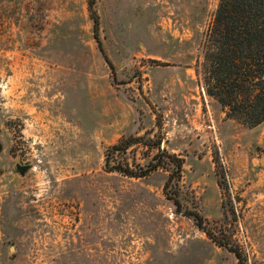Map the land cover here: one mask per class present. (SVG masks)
<instances>
[{
  "label": "rangeland",
  "instance_id": "obj_1",
  "mask_svg": "<svg viewBox=\"0 0 264 264\" xmlns=\"http://www.w3.org/2000/svg\"><path fill=\"white\" fill-rule=\"evenodd\" d=\"M218 1L95 0L99 47L88 0H0V264H238L174 213L167 172L104 170L131 137L178 156L182 205L264 264V122L228 119L201 75Z\"/></svg>",
  "mask_w": 264,
  "mask_h": 264
},
{
  "label": "trees",
  "instance_id": "obj_2",
  "mask_svg": "<svg viewBox=\"0 0 264 264\" xmlns=\"http://www.w3.org/2000/svg\"><path fill=\"white\" fill-rule=\"evenodd\" d=\"M95 0H88L94 37L99 47V18L93 9ZM103 52V51H102ZM104 55V54H103ZM202 79L206 94L223 108L226 117L253 128L264 122V0H219L212 25L206 35L202 63ZM143 145L156 152L143 165L130 166L116 155L125 154L134 145ZM104 170L128 178H145L163 170L167 178L162 192L174 213L190 219L218 247L233 253L238 264L241 254L229 236H216L196 210L185 208L180 200L183 161L163 149L160 142L131 137L107 148Z\"/></svg>",
  "mask_w": 264,
  "mask_h": 264
},
{
  "label": "water",
  "instance_id": "obj_3",
  "mask_svg": "<svg viewBox=\"0 0 264 264\" xmlns=\"http://www.w3.org/2000/svg\"><path fill=\"white\" fill-rule=\"evenodd\" d=\"M18 170H19V172L22 174V169L19 168Z\"/></svg>",
  "mask_w": 264,
  "mask_h": 264
}]
</instances>
